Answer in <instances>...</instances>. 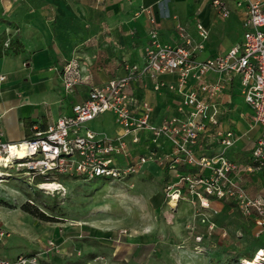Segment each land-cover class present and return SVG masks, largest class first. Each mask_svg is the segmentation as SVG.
Returning a JSON list of instances; mask_svg holds the SVG:
<instances>
[{
  "label": "built area",
  "instance_id": "2783aa9c",
  "mask_svg": "<svg viewBox=\"0 0 264 264\" xmlns=\"http://www.w3.org/2000/svg\"><path fill=\"white\" fill-rule=\"evenodd\" d=\"M217 14L230 16L225 0H212ZM237 8H245L242 22V40L226 53L206 60H197L196 51L201 44L193 45L184 35L183 27L177 26L184 43L172 46L160 43L152 33L151 41L144 50L141 67L125 66V75L110 80L100 87L92 88L87 99L76 104L69 116L59 118L44 130H36L32 137L19 143L5 142L0 134V176L8 175L9 169L22 171L31 179L42 176L46 182L54 183L57 175L83 177L86 180L102 178L109 181H128L148 161L167 171L178 169L175 183L165 187V197L177 203L187 197L200 209H209V201H232L244 216L255 212L256 225L264 227V199L250 198L245 193L239 175L264 168V0H235ZM198 38L204 42L208 31L200 24L196 26ZM210 73L222 74L227 79L239 77L240 94L253 111L252 120L260 126L261 135L250 151V163L242 166L226 157V153L237 141L233 131H222L219 127V109L206 97L216 96L224 88L222 83L207 84L204 77ZM161 75L175 76L174 82L158 81ZM79 73L77 65L70 62L64 66L62 81L65 89L72 88ZM148 78L156 93H174L181 105L175 114L160 122L152 120L153 108L138 100L131 91V84ZM5 80L0 75V83ZM194 80L197 87L189 85ZM200 94L202 96H200ZM204 97V98H203ZM104 113L113 115L119 133L109 137L102 133L86 131L85 125ZM223 147L220 153L207 155L203 146L205 135ZM145 132V141L150 144L147 158L141 156L130 162L126 154L130 138L132 145L140 143L136 133ZM169 143L173 150L159 155V149ZM77 156V162L65 158ZM124 157L127 166L118 169L113 158ZM211 224L209 230H213ZM5 234L0 231V237ZM197 241L200 240L196 238ZM55 250L52 243L48 249L35 255H20L14 259L0 258V264H44L42 260ZM253 260L264 264V249L255 252Z\"/></svg>",
  "mask_w": 264,
  "mask_h": 264
},
{
  "label": "crops",
  "instance_id": "0c3cea01",
  "mask_svg": "<svg viewBox=\"0 0 264 264\" xmlns=\"http://www.w3.org/2000/svg\"><path fill=\"white\" fill-rule=\"evenodd\" d=\"M225 1L230 10L227 19L216 13L212 0H193L192 5L188 0H0V75L5 77L0 83L2 140L19 143L32 137L37 129L44 130L59 118L69 116L72 107L84 102L92 88L123 77L126 65L141 67L144 64V50L151 41L152 33L160 43L180 46L184 40L177 29L179 25L193 45L201 44L202 49L196 51L197 60L226 53L239 42L219 48L215 46L214 50L208 51L209 27L216 24L219 17L234 21L242 27L245 8H237L235 0ZM198 24L208 31V38L204 42L198 38ZM70 62L76 63L79 77L72 88L67 90L61 71ZM157 80L174 82L175 76L161 75ZM203 81L207 84L222 83L224 86L216 96L210 99L206 97L208 102L216 104L219 109L220 129L227 118L232 129L237 126L233 118L243 120L242 126L245 129L246 123L250 122V147L246 148L247 144L241 139L232 147L240 141L243 143L237 151H232L233 160L242 166L248 165L250 151L261 135V128L253 122L251 110L243 111L237 107L236 100L242 99L239 77L233 75L227 79L222 74L210 73ZM189 85L197 87L194 80H190ZM131 91L138 100L142 99L152 106L153 121L160 122V119L175 114L177 107L171 105L169 99L179 97L174 93L154 92L150 79L143 78L133 82ZM242 101L246 104L243 99ZM246 114L249 121L245 120ZM118 132L119 129L113 137ZM209 134L211 130L205 135L204 148H209L211 141H214L209 138ZM139 135L140 144L146 143V133L139 132ZM168 173L166 172L165 181ZM262 174L264 168L239 175L241 185L250 198L264 199V189L260 186ZM148 203L153 208L159 204L154 194L149 197ZM77 226L75 231L78 238H90L89 242L92 244L89 247L110 249L106 252L111 256L115 251L112 248L133 246V240L123 235L119 237L120 246L114 245L118 241L114 231L110 229L93 230L79 224ZM64 228L70 232L73 227ZM45 233L37 235L43 241H40L36 250L16 257L35 255L48 249L49 242L53 241L50 239L53 234L52 230ZM217 233L216 231L215 234ZM220 235L222 238L227 236L224 230ZM55 237L59 238L60 235ZM60 238L59 246L65 252L66 248H69L68 251L83 249L80 239L71 240L67 235ZM59 246V251H50L42 263L117 264L112 261L115 259L104 254L87 259L77 255L73 263H59V254L63 252ZM259 249H264V246H258L257 250ZM124 258L126 263L130 260L128 257Z\"/></svg>",
  "mask_w": 264,
  "mask_h": 264
},
{
  "label": "rangeland",
  "instance_id": "374dc122",
  "mask_svg": "<svg viewBox=\"0 0 264 264\" xmlns=\"http://www.w3.org/2000/svg\"><path fill=\"white\" fill-rule=\"evenodd\" d=\"M188 2L192 5L193 0ZM209 32L208 51L214 50L215 46L219 48L240 42L244 34L238 23L220 17L216 24L209 27ZM62 72L63 70L61 74ZM242 99L236 100L237 107L243 111H252ZM169 103L175 108L181 105L177 98H170ZM248 118L246 114L245 120L249 121ZM227 119L223 121L221 130L225 132L231 129L237 141L243 140L247 144L246 148H249L250 122L246 123L245 129L242 126L243 120L233 118L237 126L232 129ZM117 128L119 129L112 114L104 113L87 123L80 134L92 131L113 137ZM136 136L141 141L139 133ZM130 140L126 139V154L129 155L130 162L141 156L147 158L150 144L146 142L132 145ZM240 146H243L241 141L227 151L226 157L233 160L232 151H237ZM172 150L173 146L165 143L159 149V155L169 154ZM222 150L220 144L211 141L206 152L209 155ZM65 160L75 163L77 156L73 155ZM113 164L118 169L127 166L123 156L113 158ZM150 167L151 170H148ZM166 172H169L167 181ZM176 172V168L167 171L147 160L128 181L86 180L76 175H57L54 183L60 187L57 190H46L40 186L52 180L46 182L39 176L31 179L22 171L9 169L6 173L10 176H0V181H5L0 183V231L5 234L3 238L0 237V258L12 259L18 254L36 250L40 241H43L37 235L40 232L44 235L47 230H52L50 239L53 241L49 243L53 244L55 251H59L62 235L70 236L71 240L80 239L79 242L83 245L82 250L68 251L69 248H66V252L59 246L63 250L59 254V263H73L77 255L85 259L100 254L111 256L106 252L110 249L89 247L92 244L89 242L90 238H78L75 230L79 224L83 228L114 231L118 243L113 244L117 246H120L119 237L122 235L133 240L131 248H112L117 252L114 251L110 258L115 259L112 261L117 264H242L245 260H253L257 247L264 246V227L256 225V213L244 216L234 202L215 199L209 201L212 205L209 203L208 210L200 209L187 197L177 203H170L164 190L177 181L174 177ZM260 186L264 189V174L260 179ZM152 194L159 203L155 209L148 203ZM25 205H29L31 211L37 210L50 217L52 221H40L23 211ZM211 224L214 228L210 231ZM64 227L73 228L67 232ZM223 230L227 234L225 238L220 235ZM56 235L60 237L56 238ZM196 238L200 240L197 241ZM85 246L87 248L84 249ZM124 257L130 260L126 263Z\"/></svg>",
  "mask_w": 264,
  "mask_h": 264
},
{
  "label": "trees",
  "instance_id": "16d2710c",
  "mask_svg": "<svg viewBox=\"0 0 264 264\" xmlns=\"http://www.w3.org/2000/svg\"><path fill=\"white\" fill-rule=\"evenodd\" d=\"M8 176H10V175H8ZM39 177H41L42 179L45 180L44 177H42V176H39ZM96 179H102V178H95V179H92V180H96ZM23 211H25L27 213H30L31 215H33L34 217H36L40 221H43V222H51L52 221L50 217L45 216L43 213H41V212H39L37 210L36 211H31V209L29 208V205L23 206Z\"/></svg>",
  "mask_w": 264,
  "mask_h": 264
},
{
  "label": "bare ground",
  "instance_id": "6f19581e",
  "mask_svg": "<svg viewBox=\"0 0 264 264\" xmlns=\"http://www.w3.org/2000/svg\"><path fill=\"white\" fill-rule=\"evenodd\" d=\"M1 182H5V181H0ZM60 186L57 183H46V184H42L40 186V188L42 189H46V190H57ZM242 264H258L257 261L254 260H250V261H243Z\"/></svg>",
  "mask_w": 264,
  "mask_h": 264
}]
</instances>
